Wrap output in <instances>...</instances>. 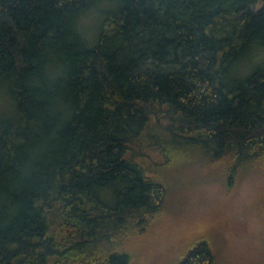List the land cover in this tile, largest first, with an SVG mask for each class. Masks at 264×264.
I'll use <instances>...</instances> for the list:
<instances>
[{"label": "trees", "instance_id": "1", "mask_svg": "<svg viewBox=\"0 0 264 264\" xmlns=\"http://www.w3.org/2000/svg\"><path fill=\"white\" fill-rule=\"evenodd\" d=\"M246 177L264 0H0V264H137L172 188ZM216 238L170 264H218Z\"/></svg>", "mask_w": 264, "mask_h": 264}, {"label": "rangeland", "instance_id": "2", "mask_svg": "<svg viewBox=\"0 0 264 264\" xmlns=\"http://www.w3.org/2000/svg\"><path fill=\"white\" fill-rule=\"evenodd\" d=\"M85 22L93 23V18ZM192 173L197 174L198 169ZM172 189L168 214L137 244V264H165L167 260L170 264V252L183 239L209 231L219 242L218 264H264V222L256 210L264 182L246 177L227 194L216 182L200 181Z\"/></svg>", "mask_w": 264, "mask_h": 264}]
</instances>
